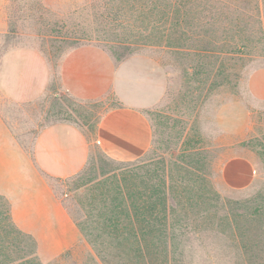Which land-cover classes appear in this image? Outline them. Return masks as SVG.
Listing matches in <instances>:
<instances>
[{
	"label": "rangeland",
	"instance_id": "374dc122",
	"mask_svg": "<svg viewBox=\"0 0 264 264\" xmlns=\"http://www.w3.org/2000/svg\"><path fill=\"white\" fill-rule=\"evenodd\" d=\"M24 46L54 70L85 47L93 68L85 97L55 75L38 102L14 104L0 94V115L25 147L38 132L33 122H66L89 154L78 174L52 179L79 233L75 245L43 254L23 232L34 241L20 244L33 254L28 264H264V0H0V60ZM125 62L163 82L161 99L145 111L151 145L132 163L109 159L96 141L101 119L119 102L95 70L100 64L110 77ZM233 157L255 167L246 190L223 182ZM123 178L139 189H172L166 229L151 220L148 201H101L103 188ZM0 202L13 217V202L1 194ZM15 202L20 223L32 224L27 201Z\"/></svg>",
	"mask_w": 264,
	"mask_h": 264
},
{
	"label": "crops",
	"instance_id": "0c3cea01",
	"mask_svg": "<svg viewBox=\"0 0 264 264\" xmlns=\"http://www.w3.org/2000/svg\"><path fill=\"white\" fill-rule=\"evenodd\" d=\"M87 52L85 47L70 51L54 70L38 49L12 48L0 60V94L14 104L38 102L48 94L55 75L58 81L61 76L64 78L67 92L85 97L93 84L92 64L87 66L84 56ZM80 54L85 60L77 58ZM98 67L95 78H99L101 85L103 79L105 86L113 89L119 104L101 119L97 144L113 161H137L147 153L152 142L153 131L145 111L161 99L163 82L150 70L128 62L115 67L110 77L104 67L100 64ZM138 78H143L145 85L138 86L135 82ZM32 127L38 132L27 148L0 115V194L13 202L15 224L35 238L39 253H62L75 245L79 233L75 222L58 202L52 179L78 174L88 160L87 145L83 134L66 122L41 127L33 122ZM222 178L229 189L241 191L255 183L257 173L249 159L233 157L224 164ZM15 201H27L26 210L33 216L32 224L20 223L18 219L22 215L18 214Z\"/></svg>",
	"mask_w": 264,
	"mask_h": 264
},
{
	"label": "trees",
	"instance_id": "16d2710c",
	"mask_svg": "<svg viewBox=\"0 0 264 264\" xmlns=\"http://www.w3.org/2000/svg\"><path fill=\"white\" fill-rule=\"evenodd\" d=\"M69 41L70 38H65L64 42L69 43ZM72 45L74 44L71 43L69 46ZM112 185L113 188H103L101 201H133L134 203H137V201H148L151 208V220L156 223L157 228H167V216H165V213L167 205L171 201L170 194L172 189L171 192L168 190L167 193L168 188H166V185L153 188L149 187L148 184L141 186V189H139L135 184L132 186L126 178L121 179V181L118 180L117 183ZM135 189L137 190L136 193ZM111 193L114 195L109 197ZM142 222L141 220L139 223ZM25 239L34 243L29 235L24 234L15 225L7 204L0 202V264H28L29 258L33 254H27L25 248L20 245L23 244V241L25 242Z\"/></svg>",
	"mask_w": 264,
	"mask_h": 264
}]
</instances>
